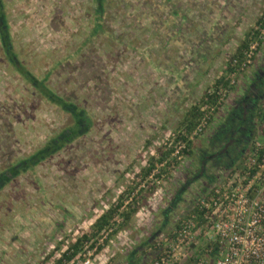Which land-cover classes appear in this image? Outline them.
<instances>
[{
    "label": "rangeland",
    "instance_id": "rangeland-1",
    "mask_svg": "<svg viewBox=\"0 0 264 264\" xmlns=\"http://www.w3.org/2000/svg\"><path fill=\"white\" fill-rule=\"evenodd\" d=\"M3 3L17 58L84 110L86 129L0 187V264H53L110 208V226L95 247L81 246L74 263L128 264V253L168 234L207 185L205 172L214 168L209 162L200 173L201 155H215V130L261 64L264 0ZM244 41L242 57H234ZM220 77L218 100L201 102ZM194 106L197 125L203 114L208 119L188 132L180 123ZM72 123L19 77L0 44V172ZM128 204L137 209L123 220Z\"/></svg>",
    "mask_w": 264,
    "mask_h": 264
},
{
    "label": "built area",
    "instance_id": "built-area-1",
    "mask_svg": "<svg viewBox=\"0 0 264 264\" xmlns=\"http://www.w3.org/2000/svg\"><path fill=\"white\" fill-rule=\"evenodd\" d=\"M207 119L203 114L197 131ZM248 151L242 155L241 173H224L197 197L194 208L168 234L152 241L155 257L150 264H186L199 236L215 246L212 264H264V132L263 139L253 140ZM205 263L203 259L197 262Z\"/></svg>",
    "mask_w": 264,
    "mask_h": 264
},
{
    "label": "trees",
    "instance_id": "trees-1",
    "mask_svg": "<svg viewBox=\"0 0 264 264\" xmlns=\"http://www.w3.org/2000/svg\"><path fill=\"white\" fill-rule=\"evenodd\" d=\"M99 8H102V0H97ZM96 18L100 19L102 17V14L100 12L96 13ZM258 25L261 27L264 26V9L261 12V15L258 19ZM0 44L1 48L5 54L6 59L8 62L12 65L13 69L16 71V73L19 75V77L23 78L25 81H27L30 85L33 86V88L37 91V93L42 96L47 101L51 102L52 104L58 106L64 111H67L71 117H72V125L65 129L64 132H61L60 134L54 136L51 138L41 149L37 150L35 153H33L28 159H24L22 162H20V169L17 172L25 169L30 163L37 162L39 160H42L43 158H46L54 151L58 150L62 145H64L66 142L70 141L77 135L81 134L86 129V116L84 110L79 107L77 104H74L71 101H68L67 99L59 96L56 94L53 89H51L47 84L44 78L40 79L36 77L19 59L17 58L14 49L13 44L10 36V31L8 27V23L6 20V14L4 9V3L3 0H0ZM248 47V43L246 41L242 42L241 45L238 47L237 52L233 55L242 57L241 50ZM239 57V61L240 58ZM232 60H235V58H232L229 62V66H227V70L229 72H232L234 68L231 66ZM223 82V77H220L217 79L214 84L212 85V88L210 91H206L203 94L201 102H214L217 99V94L219 90V85ZM225 84V83H224ZM201 114V113H200ZM199 116L198 107L194 106L192 109L188 110L185 115L183 116L180 125L186 129V131L190 132L192 129L195 128V125H197V119ZM177 138L182 139L183 141L186 139L183 137V134L177 135ZM186 141V140H185ZM190 141H186L187 146H189ZM162 158H159L158 161H162ZM154 162H151V165L147 169L146 174H148L151 170V167H153ZM9 179L8 176V170L0 172V187L2 184H5ZM120 203L116 205V208L118 209L120 206H122V201H119ZM131 204H128L125 209L120 213V216H122L123 220H128L130 218V215L134 213L137 209V207H133L130 209ZM128 208V209H127ZM114 213L113 209H108L106 212L102 213L99 217L95 219L91 226V233L90 234H83L80 237H78L67 249H65L62 254L54 261L53 264H66V263H74V259L76 258L77 254L79 253V250L81 246L85 243H90L88 246L89 248L95 247L94 241L98 234L104 230L107 229L110 226V220L113 218L112 214ZM204 238V236H201ZM202 238V240H204ZM146 245L149 247H152V239L149 241V238L145 239L142 243V246ZM212 245V242L206 243L204 248L210 247ZM99 247V246H98ZM100 248V247H99ZM211 250L209 252H197L194 256L189 257V259L186 261V264H197V262L200 259H203L204 261L209 260L210 262H213L214 256L216 253L215 246L210 247ZM134 250H132L128 255L126 256L127 263L128 264H137V260H133L134 257ZM205 263V264H206ZM147 264V263H146Z\"/></svg>",
    "mask_w": 264,
    "mask_h": 264
},
{
    "label": "flooded vegetation",
    "instance_id": "flooded-vegetation-1",
    "mask_svg": "<svg viewBox=\"0 0 264 264\" xmlns=\"http://www.w3.org/2000/svg\"><path fill=\"white\" fill-rule=\"evenodd\" d=\"M261 64L254 68L252 76L249 77L248 82L245 84L242 93L239 97L235 98L233 107L229 109L226 117L223 118L217 130H215L211 141L209 142L215 155H209L220 161L231 156L241 157L245 148L248 147L251 141L252 130L249 128L253 118V106L259 101H264V45L260 52ZM201 155V171L203 172V165L207 157ZM218 162H215L216 164ZM20 164L8 168V176L11 177L18 171ZM196 176V177H195ZM194 175V179L197 178ZM189 184L187 181L184 185ZM182 187V190L185 188ZM178 194V193H177Z\"/></svg>",
    "mask_w": 264,
    "mask_h": 264
},
{
    "label": "crops",
    "instance_id": "crops-1",
    "mask_svg": "<svg viewBox=\"0 0 264 264\" xmlns=\"http://www.w3.org/2000/svg\"><path fill=\"white\" fill-rule=\"evenodd\" d=\"M248 80L249 79L246 78L243 81V83L246 84L248 82ZM241 88H242V86L240 87V89ZM261 93H264V91H261ZM252 108H253V118H252L251 125L249 127L252 130L251 138L253 137L255 131H257V132L258 131H264V101L263 100H259L255 104V106H253ZM262 135H263V133H262ZM254 140L255 141L259 140V138H255ZM224 158L225 159L220 160V161H218V160L216 161V158L214 159L212 157H207L206 158L205 164L210 162L211 163L210 166L212 167V169L214 168V170H213V172L210 171L211 173L205 172V174H207L208 178H207V181H206L207 185L204 187L202 193L204 191H206L208 189V187L210 185H212L215 181H217L218 179H222L224 173H226L228 171H234V172H237V173H241L242 172V165H243V162H244L243 156H241V157L231 156L229 158H226V157H224ZM215 162H218V163L214 164ZM199 179H200V177H199ZM255 186H256L255 184L252 185L253 188ZM175 200H177V198H175ZM195 203H196V200L189 207V209L187 210V213L194 208ZM202 238L203 237H201V236L197 237L195 242L193 243V245L191 247V251H190L192 256H194L195 253H197V252L199 253V252H202V251L205 250L204 246L206 244L203 243ZM149 241H151V238H149ZM146 247L147 246H140V247H137V248L134 249V252H133L134 253V257L132 259L133 260H137L138 261L137 264H146V263L150 264L149 262H150L151 259L148 261L147 257L148 256H151V257L155 256V251L151 250L150 247H148V249Z\"/></svg>",
    "mask_w": 264,
    "mask_h": 264
}]
</instances>
